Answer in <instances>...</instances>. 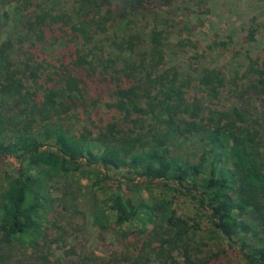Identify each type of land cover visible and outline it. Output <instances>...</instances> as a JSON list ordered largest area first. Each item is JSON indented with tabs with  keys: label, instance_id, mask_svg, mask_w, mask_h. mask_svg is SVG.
I'll return each mask as SVG.
<instances>
[{
	"label": "trees",
	"instance_id": "obj_1",
	"mask_svg": "<svg viewBox=\"0 0 264 264\" xmlns=\"http://www.w3.org/2000/svg\"><path fill=\"white\" fill-rule=\"evenodd\" d=\"M193 14L0 0V264H264V46L202 44ZM82 201L118 248L88 245Z\"/></svg>",
	"mask_w": 264,
	"mask_h": 264
},
{
	"label": "rangeland",
	"instance_id": "obj_2",
	"mask_svg": "<svg viewBox=\"0 0 264 264\" xmlns=\"http://www.w3.org/2000/svg\"><path fill=\"white\" fill-rule=\"evenodd\" d=\"M208 7L209 14L200 16L199 20L202 21V25L198 27L196 32L197 38L202 41V44L210 45L213 42H225L231 45L230 47L234 52L240 50L242 54L244 52L254 53L264 46V0H208ZM10 12L13 13L12 8H10ZM191 17L194 22L199 21L196 14ZM8 25L10 26L11 23L8 22ZM251 26L253 27L250 30L253 32V39H250L249 29ZM231 54L229 50L212 48L208 51L209 57L204 62L210 65L229 63ZM181 56L179 54L171 58L179 60ZM180 64L181 67L185 66L182 60ZM204 104L206 102H203ZM182 147L184 149L186 145L175 143L171 153L179 154L183 150ZM82 183L86 184V181L83 180ZM78 210L80 211L76 215V221H80L86 227L88 245L96 254L103 255L110 248H118L117 236L123 234L120 226L116 228L111 225L110 228H106V226H102V222L97 225L94 224L87 201L80 202ZM122 229L124 228L122 227ZM53 252V258L62 256L61 250L56 249Z\"/></svg>",
	"mask_w": 264,
	"mask_h": 264
}]
</instances>
